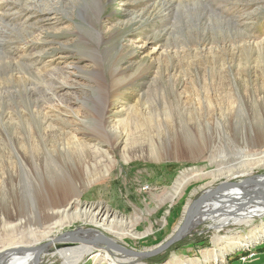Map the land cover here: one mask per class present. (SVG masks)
I'll return each instance as SVG.
<instances>
[{"label":"rangeland","instance_id":"374dc122","mask_svg":"<svg viewBox=\"0 0 264 264\" xmlns=\"http://www.w3.org/2000/svg\"><path fill=\"white\" fill-rule=\"evenodd\" d=\"M99 1L101 31L92 12L77 17L83 0L0 1V222L25 221L29 228L2 230L0 251H15L17 261L38 253L35 264H68L53 252L84 246L91 250L78 264H103V257L92 259L103 252L126 264H165L224 248L226 264H264V239L230 250L264 217L215 229L214 218L229 212L206 203L221 194L197 207L195 225L158 260L104 243L150 251L207 193L240 185L225 189L223 201L231 192H262L255 186L264 180V164L216 176L235 164L233 151H264L262 144L252 147L264 127L254 116L264 117V47L255 46H264V0ZM157 8L166 10L155 16ZM95 30L105 37L101 43ZM29 41L37 48L29 49ZM2 55L21 72L9 71ZM113 60L121 61L123 80L132 78L124 87L112 80ZM198 172L211 174L189 179ZM73 200L107 214L123 236L82 221L56 226L52 239L39 236L59 220L53 211Z\"/></svg>","mask_w":264,"mask_h":264},{"label":"bare ground","instance_id":"6f19581e","mask_svg":"<svg viewBox=\"0 0 264 264\" xmlns=\"http://www.w3.org/2000/svg\"><path fill=\"white\" fill-rule=\"evenodd\" d=\"M0 1H5V0H0ZM36 1H37V3H41V0L40 1L36 0ZM159 1H161V0H157L156 3H158ZM163 1L165 2V0H163ZM81 3L82 4L80 5V7H78V8L76 7L77 10H78V16L77 17H81L80 19L84 20L85 17H87V16H85V13L90 11V12H92L93 15L95 14L94 15V19H95L94 22H96V24L98 25V28L100 29V31L103 30V26H102L101 19H100L101 14H102V11H101V8H100L101 7V2L99 0H93V5H95V8H91L90 5H88L84 0ZM154 6L156 7V5H154ZM63 9H66V6ZM154 10H155V13H156L155 16H157V15H160L162 13L161 11L166 10V9H164V8L163 9H158L157 8V9H154ZM27 11L29 12L28 13V17H32L34 15V12L32 10L27 9ZM43 19H46V18H44V15L42 16V20ZM95 31H96V33L98 35L97 39L100 40V41L99 40L97 41V44L101 43V41L105 40V37H104L103 33L101 34L99 32V30H95ZM238 38H239V36H238ZM263 42H264V40L262 41V43ZM27 44L29 45V49H31V50L37 48L35 42H30L29 41ZM255 46L258 47V48L264 47L261 43L260 44H256ZM13 53H17V50H13ZM2 62L4 64H6V67H7V69L9 71L13 72L15 70H19L21 72V70H20L21 68L20 69L18 68V66L14 62V59H12V57L9 58V57H6V56L2 55ZM120 65H121V61H119V60H113L112 61V69H113V71H112V80L117 85L118 84L120 85L119 88L122 85H123V87L125 85H127L129 83V80L131 81V79H132L131 78L129 80H126V79L123 80V76H124V74L126 72H125L124 68H120ZM61 86L63 88H65V86H66V88H71L72 87V85H68L67 83H63V85H61ZM118 89H115L112 92V94L110 95L109 104H111V102H112L115 94L117 93ZM107 107L109 108L110 106H107ZM229 112H231V111H229ZM254 116H255V119H256L255 120L256 124H260L261 122L264 123V121H263L264 117L261 114H259L258 112H255ZM261 128L262 129L259 132L260 133V135H259L260 139H256L255 138L253 140V142H252L253 143L252 147H258L260 144H262V146H264V127H261ZM244 143L246 144V141H244L242 139V145ZM105 154H106V151H105ZM232 154L234 156H236L235 159H234L235 162H232V163H235V164L227 166V168L218 169V171H217L218 175L216 177H220V176L232 177V176H234L236 174H239V173H245L243 171L249 172V171L253 170L254 167H257V166H260V165L264 164V151H262V152L261 151H256L255 152V150H254V152L249 153V150L241 148L240 150L233 151ZM185 173L186 172L182 173V175L179 178V181L186 176ZM198 173H200V174H196V175H194L193 177H191L189 179L206 178V177H208L211 174V173L210 174H208V173L204 174L202 172H198ZM256 187L257 186H255V189L262 191L261 193L258 194V196H249V195L243 196V194H245L247 192H244L242 194L231 192V194L228 195L227 198L224 197L225 200H223V201L220 200L221 197H219L218 199L217 198L210 199L206 203L207 204L206 207L210 208V206H211V208L214 209L215 212H218V211L221 212V215H224V212H229V214L227 216H224V217H222L220 219L216 220V218H214L215 222L218 223V224L215 225V223H214L212 226L215 227V229H217V230L222 229L224 226L229 225L230 223H234V224H237V225L243 224L245 226H251V224L253 223V217L254 216L264 217V180L262 181V183H260V185L258 184L257 188ZM243 190L251 191L249 189L247 190L246 188L245 189L243 188ZM249 194H251V192H249ZM73 202H74V205L72 203H69L67 205V207L65 209H63V210L53 211V214L57 213L56 214L57 216H55V217H58L59 220L55 221L53 224H50V225H48V226H46L44 228H41L42 230H40V229H39V231L37 230L39 232V236H42L44 239L45 238L52 239L54 237V235H52V233H53L52 231H53V229L56 226L67 225V224H70V223H72L74 221L88 222L89 224L95 225L96 227H100V228L104 229L107 232L113 233L115 235H119L120 237L123 236L122 233L114 230L115 221L114 220H109L107 214L101 215V214L98 213V211H93V209H91V208H86V207L80 206L81 204H80L79 201L73 200ZM223 202H225V203H223ZM258 205L260 207H258ZM229 209H233V210H229ZM7 219H8V221L5 220L4 218H1L0 232H3L5 230H7V232L8 231L14 232L15 231L14 229H23L24 227L29 229L28 226H27L28 224L25 221L22 222L20 220H18V221L16 220L15 223H10L9 218H7ZM119 227L120 226H118V228ZM129 229H130V226H129ZM129 232H131V231H129ZM124 233H125V231H124ZM132 235H134V233H132ZM97 237H100V236L98 234H94V235L90 236V238H92V239L93 238H97ZM263 239H264V223L259 228L256 227V228L252 229L250 231L249 236H246V237H243L242 239H239L234 244H232V246L230 245L231 246L230 250L239 249V248H244V249L245 248H249L250 246L256 245L257 243H259ZM90 250H91L90 248H85L84 246H81V247H78V248H76L74 250H70L68 252H66V251L65 252L64 251L55 252L54 251L53 254H55V253L60 254V256L63 257V259H65V262H67V263L69 262L68 264H78L83 259L84 255L86 256L90 252ZM220 250H222V251H220ZM220 250H218V252H213L212 254H205L202 257V259H200V258L199 259L198 258H194V259H192V258H190V259L188 258L187 259L186 258L184 260L175 259V260L167 262L165 264H203V263H207V261H209V260L211 262H213L214 264H220V263L223 262L224 255L226 254V252L223 251L224 248H222ZM10 252H11V250H6V249L3 250V251H0V264H35V262L40 259L38 257V253H32L31 252L32 254L30 256L23 258L21 261H17V258H19L17 253L14 251L13 253H15V254H10ZM67 255H69V256H67ZM103 255L104 256L100 255V253H96V254H94L92 256V259H93V261L96 262L99 259L98 257L100 256V257H103L102 258V261H104L103 264H126L124 262H117V261L112 260V259L106 260L105 257H108L110 255L107 254V253H104V252H103ZM68 260H70V261H68Z\"/></svg>","mask_w":264,"mask_h":264},{"label":"water","instance_id":"95a60500","mask_svg":"<svg viewBox=\"0 0 264 264\" xmlns=\"http://www.w3.org/2000/svg\"><path fill=\"white\" fill-rule=\"evenodd\" d=\"M262 180V179H261ZM259 181V184L262 183V181ZM240 187V185H235V186H230L228 188H222L215 190L213 192L207 193L204 197H202L199 201L196 202V204H193L191 207L188 209V215L187 217L183 220V223L177 228V230L163 243L159 244L155 248H153L150 251H144V252H135L132 250H128L125 248H122L115 243L111 242L110 240H105L104 243L110 248V249H115L121 254H124L129 257H134V258H139V259H148L155 257L159 254H162L166 250H168L172 245H174L178 240L182 239L186 234L189 229V226H192L194 224V221H192V218L194 219V216L198 213L196 212L197 207L204 201L207 200L209 197H215L217 194H220V197L222 194H224L226 191L225 189H231V188H237ZM201 211V210H198ZM193 212V215L191 216L190 214ZM197 219V218H196ZM195 225V224H194ZM93 243V242H92Z\"/></svg>","mask_w":264,"mask_h":264},{"label":"built area","instance_id":"2783aa9c","mask_svg":"<svg viewBox=\"0 0 264 264\" xmlns=\"http://www.w3.org/2000/svg\"><path fill=\"white\" fill-rule=\"evenodd\" d=\"M146 188H147V187H146ZM146 188H144V189H146ZM228 259H229V258H228ZM245 260H247L246 257H242V258L239 259V261H241V262H244ZM220 264H226V263H225V261H223V262L220 263ZM228 264H231V263H228ZM233 264H236V263H233ZM237 264H239V262H237Z\"/></svg>","mask_w":264,"mask_h":264},{"label":"trees","instance_id":"16d2710c","mask_svg":"<svg viewBox=\"0 0 264 264\" xmlns=\"http://www.w3.org/2000/svg\"><path fill=\"white\" fill-rule=\"evenodd\" d=\"M162 256H163V254H160V255H158V256H155L154 259H157V260H158V259L161 258Z\"/></svg>","mask_w":264,"mask_h":264}]
</instances>
